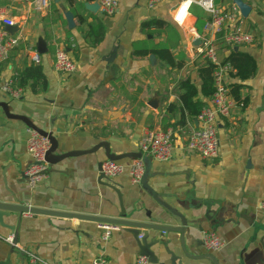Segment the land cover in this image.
<instances>
[{
	"label": "crops",
	"instance_id": "obj_1",
	"mask_svg": "<svg viewBox=\"0 0 264 264\" xmlns=\"http://www.w3.org/2000/svg\"><path fill=\"white\" fill-rule=\"evenodd\" d=\"M243 1L250 6L244 26L253 34L254 42L238 50L250 53L257 69L246 80L230 73L228 85L243 87L237 98L232 97L231 115L218 118V156L205 159L186 148V133L197 120L186 118L181 123L180 119L176 82L190 76L199 86L197 68L202 61L197 55L200 34L195 27L196 16L189 10L183 25L172 20L178 0H160L152 9L147 8V0H118L112 14H103L100 7L91 11L85 8L84 0H74L72 5L67 0H48L41 10L35 8V0H0V12L13 17L18 26L14 35L20 39L1 67L0 101L12 102L14 113L28 117L40 128L48 130L51 125L59 142L57 152L90 149L101 140H109L115 153L138 152L139 138L154 127L171 128L174 146L168 161L147 156L150 163L144 183L151 191L142 182L132 183L127 170L100 181L99 164L106 159L103 148L49 165L47 175L30 188L25 175L30 163L26 151L30 128L21 120L7 118L0 109V201L15 199L27 206L80 216L121 218L124 210L127 219L184 223L189 254L203 257L184 256L178 232L161 236L168 248L182 257V263L213 264L207 256L211 254L216 264H264V213L258 209L259 202L264 201V0ZM77 2L83 3V9L76 7ZM232 4V0H216L220 9ZM52 6L62 20L51 23ZM70 8L86 16L88 23L95 18L103 22L105 36L96 47L86 43ZM67 11L73 14V28L68 27ZM154 18L167 25L160 34L143 32L141 23ZM70 39L75 43L73 49ZM39 40L46 48L39 63L46 87L34 92L17 84L21 96L11 98L2 91L1 81L16 80L18 70L33 64L30 56ZM138 42H167L173 53L185 54V64L174 69L152 53L134 55L133 44ZM58 46L67 48L76 61L73 72L54 69ZM218 51L221 57L228 54L220 46ZM154 96L158 98L156 108L149 105ZM205 100L207 103L209 99ZM131 159L119 161L127 165ZM146 166L145 162L144 172ZM103 182L116 186L120 197ZM60 213L13 212L4 216V224L14 230L0 224V264H93L96 260L134 264L141 255L134 236L123 226L105 238L97 221ZM205 230L216 232L224 240L220 250L204 248ZM153 234L150 232L149 238ZM8 236L14 237L17 247L6 241ZM156 253L159 259L155 264H170L168 254ZM29 254L40 261L32 263Z\"/></svg>",
	"mask_w": 264,
	"mask_h": 264
},
{
	"label": "built area",
	"instance_id": "obj_2",
	"mask_svg": "<svg viewBox=\"0 0 264 264\" xmlns=\"http://www.w3.org/2000/svg\"><path fill=\"white\" fill-rule=\"evenodd\" d=\"M103 14H112L118 6V0H96ZM160 0H147V8L152 9ZM35 8L41 10L48 5V0H35ZM192 5H197L207 14L203 24V33L200 35L198 58L214 65L213 86L214 91L206 105L197 114V125L189 128L186 133V148L205 159L218 156L220 138L218 134V118L229 117L234 106L233 98L228 86L230 73L234 72L233 66L224 61L218 48L222 46L227 51L232 48L249 45L254 42L253 34L244 26V17L239 8L232 4L226 9L216 6L215 0H178L172 20L177 25H183ZM4 25H15L13 17L0 12V78L1 67L9 58L10 52L19 43V37L4 30ZM75 43L70 39V49ZM30 59L34 64H39L41 55L33 50ZM53 67L58 72L70 73L76 69V61L67 48L58 46L54 52ZM16 75V74H14ZM1 89L11 98H19L22 89L17 85L15 77L1 81ZM172 129L159 127L147 128L138 141V151L142 156H150L158 161H168L173 155ZM50 147L49 139L30 129L26 140V151L30 163L25 170L27 186L33 188L46 175L49 164L45 160L46 152ZM132 158L129 164L124 165L118 161L105 159L100 164V172L111 179L127 170L130 180L134 184L141 182L145 170L143 158ZM258 209L264 213V201L259 202ZM28 213L29 212H24ZM97 227L102 231V236L108 238L112 232L120 229V225L98 222ZM10 244L18 246L13 236L5 238ZM202 244L207 251H218L224 246V240L214 231H202ZM28 255V254H27ZM32 263L40 261L29 254ZM93 264H102L96 260ZM134 264H149L148 259L140 255Z\"/></svg>",
	"mask_w": 264,
	"mask_h": 264
},
{
	"label": "trees",
	"instance_id": "obj_3",
	"mask_svg": "<svg viewBox=\"0 0 264 264\" xmlns=\"http://www.w3.org/2000/svg\"><path fill=\"white\" fill-rule=\"evenodd\" d=\"M86 2H93L96 0H84ZM68 4L72 5L74 0H67ZM192 5L190 12L196 16L195 27L198 34H202L203 24L206 19V14L199 8V6L193 8ZM76 7L83 9V3L77 2ZM51 23L57 19H63L61 13L57 8L51 7ZM74 13L78 21V30L82 33L86 43L90 47H96L105 36V26L103 22L95 18L91 22H87V17L82 14H77L75 8H70ZM167 25L164 20L161 19H149L141 23L140 29L143 32L150 34H160L162 29ZM139 43V42H138ZM134 43L133 53L134 55H147L154 54L158 59L164 61L170 67L174 69H181L185 64V54L180 51L176 54L173 53L171 46L167 42L158 43ZM222 47V46H220ZM223 48V47H222ZM224 61L229 62L234 68V76L239 77L240 80H246L253 77L256 73V61L250 53L246 51L234 50L232 48L228 51V54L222 57ZM213 72L214 65L208 61L202 62L197 68V74L200 79L199 86L191 79L190 76H184L176 82V89L179 90V109L181 113V123H185L186 118L193 121L196 119L197 114L206 105V100L209 99L214 91L213 86ZM17 84L19 86H29L32 91L37 92L46 87V79L42 73V68L39 64H31L24 66L16 73ZM229 86L230 94L233 98H237L239 90L243 87L241 84L232 83ZM174 105V104H170Z\"/></svg>",
	"mask_w": 264,
	"mask_h": 264
},
{
	"label": "water",
	"instance_id": "obj_4",
	"mask_svg": "<svg viewBox=\"0 0 264 264\" xmlns=\"http://www.w3.org/2000/svg\"><path fill=\"white\" fill-rule=\"evenodd\" d=\"M232 2L239 8L240 13L243 17H247L248 13L250 12V6L246 4L243 0H232ZM85 8L96 11L99 8V4L96 1L93 2H85ZM65 18L68 23L69 28L74 27V20H73V14L70 11L65 12ZM4 30L7 31L10 34H14L18 30L17 25H4ZM234 50H238V47H234ZM46 51V48L44 47V42L42 40H39L37 43V52L43 53ZM153 57V55H151ZM158 104V98L154 96L150 102L149 105L153 108H156ZM0 109L4 113V115L7 118L10 119H18L24 122L30 129H33L37 131L40 135L46 136L49 139L50 147L48 151L46 152L45 160L49 165H54L66 158L70 157H76L82 154L92 153L98 150L99 148H103L105 158L113 161H119L124 158H139L141 157V153L138 152H123V153H115L111 150L110 142L109 140H101L97 144H95L92 148L86 149V150H70V151H64V152H57V148L59 145V142L56 138V136L53 133L52 126L50 125L49 129H43L35 125L28 117L24 115H20L17 113H14L12 110V102L8 100H2L0 101ZM59 128H57L56 131H58ZM143 160L146 162V171L143 174V177L141 179V182L143 186H145L148 190H150L149 187H147L146 183H144L145 176L148 171L149 167V159L147 156H142ZM101 164V163H100ZM100 164H99V180L102 181L106 177L100 172ZM110 186L111 188L115 189L118 193V196L120 197V192L114 186L113 184H110L109 182H103ZM151 191V190H150ZM161 205H163L166 209H168L173 214L179 216L176 212H174L167 204H165L163 201L158 200ZM18 212V213H55L58 214L60 212H55L52 210H45L40 208H35L33 206H27L26 204L19 203L17 200L13 199V202H6V201H0V224L2 226H5L9 228L10 230H14L13 226H9L8 224H4L3 217L4 216H10L11 213ZM122 217L121 218H109V217H100V216H80L78 214H71V213H60L63 215L68 216H77L79 218H87L91 220H95L97 222H104V223H111V224H118L120 226H123L124 229L128 230L135 238L137 245L139 247L140 254L147 257L149 263H157L158 262V256L156 255V252H162L169 255L170 264H184L182 263V257L175 255L167 246L166 239H163L161 236L165 233L170 232H178L179 233V239H180V246H181V252L184 256L190 259H199L203 256H192L189 254L184 240L185 230L186 226L183 223L182 225H166V224H159L156 219L150 218L149 221L144 220H132L125 218L124 210L122 211ZM124 217V218H123ZM150 232H155V234L152 235V237L149 238ZM160 233L161 235H159ZM148 240V241H147ZM261 245L262 250L264 254V236L261 238ZM155 246V248H153ZM160 247V248H159ZM206 256V255H205ZM207 256L212 260L213 264H216V260L213 258L211 254H207ZM160 264H164L163 262H160Z\"/></svg>",
	"mask_w": 264,
	"mask_h": 264
},
{
	"label": "rangeland",
	"instance_id": "obj_5",
	"mask_svg": "<svg viewBox=\"0 0 264 264\" xmlns=\"http://www.w3.org/2000/svg\"><path fill=\"white\" fill-rule=\"evenodd\" d=\"M215 4H216V0H215ZM120 162V161H119Z\"/></svg>",
	"mask_w": 264,
	"mask_h": 264
}]
</instances>
